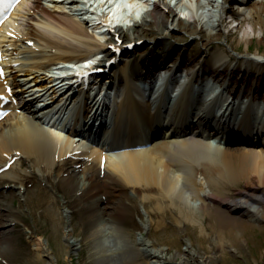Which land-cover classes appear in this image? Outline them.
<instances>
[{
  "label": "bare ground",
  "instance_id": "bare-ground-1",
  "mask_svg": "<svg viewBox=\"0 0 264 264\" xmlns=\"http://www.w3.org/2000/svg\"><path fill=\"white\" fill-rule=\"evenodd\" d=\"M246 4L18 0L0 21V196H18L20 204L0 203V218L37 207L52 229L60 228L54 192L87 199L75 207L81 218H68L69 225H81L82 239L93 229L82 246L92 248L87 257L107 264H210L216 248L205 244L201 252L205 239L213 237L218 247L236 243L235 220L228 229L212 216H227L212 204L225 200L233 181L251 183L257 192L241 188L230 201L250 219L264 218V145L249 147L254 140L247 138L264 127V47L252 42L264 0ZM233 31L243 40L241 52L230 44ZM133 39L140 41L135 51ZM79 79L78 87L67 84ZM91 89L99 98L89 97ZM110 102L115 140L99 135L111 129L104 115ZM131 133L140 135L131 140ZM107 141L111 147L103 146ZM112 190L124 196L113 207L100 197ZM138 205L145 217L139 223L131 217ZM168 218L180 228L170 237L162 232ZM184 224L198 234L197 249L191 236L182 249L173 248V238L185 235ZM8 239L0 236V264H30L42 260L38 253L50 254L35 243L38 253L26 258L15 246L10 259Z\"/></svg>",
  "mask_w": 264,
  "mask_h": 264
},
{
  "label": "rangeland",
  "instance_id": "rangeland-1",
  "mask_svg": "<svg viewBox=\"0 0 264 264\" xmlns=\"http://www.w3.org/2000/svg\"><path fill=\"white\" fill-rule=\"evenodd\" d=\"M252 1L253 0H245V3L249 5L250 2ZM254 27L257 30L253 29V31L255 30V32L252 35L255 36L254 37L255 39H253L252 42H253V45H257V47L260 49L261 47H264V35H263L264 31L262 34L259 31V30H264V12L261 13L260 25L256 23ZM259 34L261 35L260 37L258 36ZM183 36L185 35L183 34ZM229 36L230 38L231 37L233 38V42L230 43L232 45V48L237 51L239 49L240 50L239 52H241L242 49H241L240 44H243V43L241 42L242 39H240L239 34L236 31H233L231 35ZM257 37H259L258 40L256 39ZM223 48L227 50L232 49L231 46L227 44H224ZM176 127H178V129L183 128L182 126H180V124L176 125ZM185 128L187 129V126H185L184 129ZM154 129L150 130L149 132L153 133L154 131L159 130L157 127ZM136 135H140V134L132 133L131 140L132 138L139 137ZM78 136H81V134ZM248 136H249L247 137L248 139L254 140L253 142H249V147L251 146L255 148H260V146L264 145V143L261 144V142L263 141L262 139H264L263 129H260L259 131L255 130L254 134H248ZM83 138L89 141L87 137L84 136ZM134 140L139 141L140 139H134ZM229 142L227 143V145H229ZM233 143L235 142L233 141ZM236 145L237 144H235V146L233 147L238 146ZM103 146L111 147V143L107 141ZM229 147L231 146L229 145ZM249 184L251 183H246L242 180L233 181L229 186V188L231 189L229 191L230 193L226 192V193H223L222 195V197H224L225 200L222 201L221 204H212V206H218V208H214V210L222 209L227 212V216L221 219L218 215L213 213L212 216L214 218V221H216L217 223L221 225L223 224V228L230 229V225L228 224H230V220L233 218L235 222L232 228H233V231L239 230V237L235 239L237 241L236 243L231 244L229 242L228 243L226 242L224 243L223 247H218L213 237H211L210 241H208V239H205L203 242L204 248L199 249L201 252L205 250L206 248L205 244L212 245V243H214V246L216 248V251H215L216 256L213 259H209L210 264H264V218H262L261 220L250 219L248 216H246L245 211L239 208V205H236L232 203V201H230V199L234 195L235 196L237 195L235 191L238 189L244 188L247 190H252V189L256 190L254 186L250 187ZM2 185L8 187L9 184L4 183ZM119 191L121 190L119 189L118 193ZM260 192L261 191L259 189V193H258L259 195H261ZM118 193L116 195L114 194L112 190V194L110 192L106 196L101 195L100 197L101 199L105 201L107 205H111V207H113L116 204L114 203L116 199H118L119 201H122L124 198L122 194H118ZM54 195H55L54 197H56L59 201L57 203V208L61 211V214H59L60 217L58 218V220H60L58 225L60 224H63V225L60 228L56 227L52 229L50 219H48L49 217L46 215H41L37 207L30 208L31 210L28 207H25V209L22 211L21 214L13 213L12 215H9V217L3 216V218H0V236H4L5 234H8V238H9L8 248H6V253L9 254L8 257L11 259V253L17 252V250H12V248H14L15 246H20L22 247L21 254H24V255L26 254L25 257L27 258L28 255L30 256V253L33 254L34 252L36 253V251L38 253V250H36L37 245L35 243H39V244L41 243L50 252L49 256L38 253V255L40 256L42 260L37 261V262L29 260L30 264H107V259L106 260L103 259L104 261L103 262L101 261V259L87 257L88 253L91 251L92 248H90L87 245L82 246V241L84 242L88 239V237H90V233H92L93 229L88 228V230H86L87 237L85 239H82L81 238V229H82L81 225L76 226L74 230H72L71 225H69V223L71 222H70V219L68 220V218L74 217L75 219L78 218V220L81 218V213L80 215H78L76 213L77 209L75 207L81 208V205L83 203L86 204L88 200L87 199L86 200L83 199L82 201L81 199L73 200L72 197H69V196L66 197V195L62 193L60 194V192H54ZM33 197L35 196L32 195V198ZM0 203L5 204L8 206V208L13 209L20 204V200L18 199V196H15V195L10 196L8 198L4 196H0ZM22 205L24 206V204ZM142 212H143L142 205H138L137 210L135 212L133 211L131 212V215H132L131 217L133 218L135 222L139 223L140 221H142V219L145 218L144 215L141 214ZM5 218H8V220L9 218H13V219H16L17 222L8 221L5 225H3L1 223L3 222L2 220H5ZM211 220H212V217L210 218L209 221L211 222ZM205 221L206 223L209 222L207 220ZM168 223H169L168 227L163 229L162 231L163 234H167L168 237H170L169 235H172V234L176 235L177 232L180 231V228H177L175 223H173L171 219H169ZM243 223L246 224L245 227L240 226V224H243ZM183 227L186 230L185 235L180 236L178 240H176L175 237L173 238L176 244L175 246H173V248L178 249V250L182 249V247L185 246L183 244L185 243L183 238H186V237L190 238L191 236V242L193 243L195 242L196 235H198L196 234V232H194V228H191V225L184 224ZM134 229L135 230H132L133 232L138 233V231H140V234L143 233L139 227H135ZM65 230H69L70 232L66 233L64 232ZM206 232H208V229H206ZM193 235H195V238H193ZM91 236L93 235L91 234ZM207 238H210V237H207ZM104 242L105 244L108 243V245L112 243V241L106 238L104 239ZM120 243H123V242H121L120 240ZM195 244L196 243H193L194 248H196ZM51 250H54L56 256H54ZM21 254H20V257H21ZM81 257H84L82 262H81ZM22 260H25V259L19 258L17 261H22ZM0 262H2V260H0ZM15 263L21 264V262H15Z\"/></svg>",
  "mask_w": 264,
  "mask_h": 264
},
{
  "label": "water",
  "instance_id": "water-1",
  "mask_svg": "<svg viewBox=\"0 0 264 264\" xmlns=\"http://www.w3.org/2000/svg\"><path fill=\"white\" fill-rule=\"evenodd\" d=\"M205 85V84H204ZM202 89H203V87H202ZM254 118V117H253ZM255 129H257V126H256V128ZM249 140V139H248Z\"/></svg>",
  "mask_w": 264,
  "mask_h": 264
},
{
  "label": "snow or ice",
  "instance_id": "snow-or-ice-1",
  "mask_svg": "<svg viewBox=\"0 0 264 264\" xmlns=\"http://www.w3.org/2000/svg\"><path fill=\"white\" fill-rule=\"evenodd\" d=\"M5 6H10V5H5Z\"/></svg>",
  "mask_w": 264,
  "mask_h": 264
}]
</instances>
